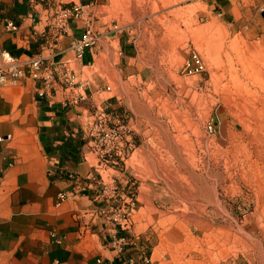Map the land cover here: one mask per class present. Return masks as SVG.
Returning <instances> with one entry per match:
<instances>
[{"label":"rangeland","instance_id":"1","mask_svg":"<svg viewBox=\"0 0 264 264\" xmlns=\"http://www.w3.org/2000/svg\"><path fill=\"white\" fill-rule=\"evenodd\" d=\"M93 4L116 32L86 68L103 212L151 264H264V0Z\"/></svg>","mask_w":264,"mask_h":264},{"label":"crops","instance_id":"2","mask_svg":"<svg viewBox=\"0 0 264 264\" xmlns=\"http://www.w3.org/2000/svg\"><path fill=\"white\" fill-rule=\"evenodd\" d=\"M70 1L93 5L86 17L100 35L79 57L71 45L84 20L71 21L57 39L50 28L54 6ZM114 35L93 0H0V51L43 66L0 86V263L49 264L59 256L61 264H126L140 253L111 242L117 228L110 210L103 212L110 189L103 175L115 169L101 161L96 135L86 132L104 104L95 100L102 91L90 89L95 75L86 68L109 54ZM120 46L126 49L122 40ZM60 191L67 197L56 205Z\"/></svg>","mask_w":264,"mask_h":264},{"label":"built area","instance_id":"3","mask_svg":"<svg viewBox=\"0 0 264 264\" xmlns=\"http://www.w3.org/2000/svg\"><path fill=\"white\" fill-rule=\"evenodd\" d=\"M92 4H81L79 2H59L54 6L53 19L51 22V34L57 39L60 35L65 33L69 28V23L79 20H84L82 26V33L80 37L74 41L71 47L75 50L76 56H81L84 49L94 48L99 42V34L94 29V26L89 18L86 17L88 13L93 12ZM6 25L10 28H15V24L12 21H7ZM193 57V67L194 70L202 69V63L195 54ZM188 66V65H187ZM43 68L42 62L39 59H34L31 61H22L19 57L12 55L6 50L0 51V86L7 85L9 83H14L23 75L24 72L29 71L33 75H36V70ZM100 123L99 126H101ZM213 125L208 124V132L213 131ZM117 137V134L115 133ZM3 137L0 135V141ZM126 143L130 145L129 139H125ZM113 189V186H111ZM67 194L64 191H60L56 195L55 204L59 205L65 198ZM111 242L114 247L121 248L123 245L129 244L128 237L125 231L115 230ZM65 262L59 256L52 258L49 264H61ZM126 264H136L140 262L141 264H151V256L148 251L141 249L138 256L129 255L125 259ZM5 264V263H0Z\"/></svg>","mask_w":264,"mask_h":264},{"label":"bare ground","instance_id":"4","mask_svg":"<svg viewBox=\"0 0 264 264\" xmlns=\"http://www.w3.org/2000/svg\"><path fill=\"white\" fill-rule=\"evenodd\" d=\"M99 37H100V35H99ZM99 43V42H98ZM98 45V44H97ZM120 149V148H119ZM131 150H132V148H131ZM122 154V153H121ZM102 161V160H101ZM111 168H113V167H111ZM117 171H119V170H117Z\"/></svg>","mask_w":264,"mask_h":264}]
</instances>
